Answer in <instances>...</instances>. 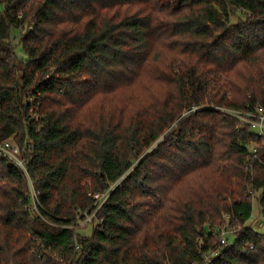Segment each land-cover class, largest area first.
Returning a JSON list of instances; mask_svg holds the SVG:
<instances>
[{"label":"trees","instance_id":"16d2710c","mask_svg":"<svg viewBox=\"0 0 264 264\" xmlns=\"http://www.w3.org/2000/svg\"><path fill=\"white\" fill-rule=\"evenodd\" d=\"M255 107L264 0H0V140L29 143L43 209L0 159V264H264L246 226L264 140L215 110ZM110 187L101 227L75 237Z\"/></svg>","mask_w":264,"mask_h":264},{"label":"built area","instance_id":"2783aa9c","mask_svg":"<svg viewBox=\"0 0 264 264\" xmlns=\"http://www.w3.org/2000/svg\"><path fill=\"white\" fill-rule=\"evenodd\" d=\"M215 110L225 116L233 118L235 121H238V124L236 125L238 130L245 127L251 131L253 136L262 141L264 140V110L261 108H248L245 111L221 108H215ZM196 111L197 109L193 108L190 113ZM28 145L29 143L24 142L23 146H20L18 143H15L13 139L0 140V159L4 160L7 165L12 166L15 170H18L21 176L24 177L28 193V212L31 216L42 219L43 209L39 201V195L35 189L34 182L31 180L30 176H28L26 168L27 161L24 155L27 152ZM248 150L253 159H256V147L251 145ZM112 189L113 187H110L100 193H89L88 196L92 201L91 209L89 211H84V213L78 212L75 216V220H77L76 225L83 228L101 227L102 220L97 219V214L108 200L110 193L113 191ZM46 223L50 226L53 225L52 222L49 223L46 221ZM262 225L263 224H260L259 226L261 227ZM234 232L235 230L230 231L225 227L218 229V236L216 238L220 246L228 247L230 245L228 236L234 235ZM75 250L78 251V246L75 247Z\"/></svg>","mask_w":264,"mask_h":264},{"label":"rangeland","instance_id":"374dc122","mask_svg":"<svg viewBox=\"0 0 264 264\" xmlns=\"http://www.w3.org/2000/svg\"><path fill=\"white\" fill-rule=\"evenodd\" d=\"M15 53H16V56L19 57L20 59L22 60L25 59L24 53L20 46H18L15 49ZM28 101L31 102V100H28ZM258 196H259V193H254L252 195V198L255 199ZM251 203L253 205V210H252L250 221L246 224V226H249L250 228H252V230L255 233L264 236V214H262V210L260 209V206L256 200H252ZM260 224H263V225L260 227L259 226ZM72 229L74 233L76 234L75 237L77 236V234H79L82 238L89 237L92 231L94 230V228L93 229L89 227L83 228L79 225L73 226ZM229 230H234V229H229ZM230 244H233V239H230Z\"/></svg>","mask_w":264,"mask_h":264},{"label":"water","instance_id":"95a60500","mask_svg":"<svg viewBox=\"0 0 264 264\" xmlns=\"http://www.w3.org/2000/svg\"><path fill=\"white\" fill-rule=\"evenodd\" d=\"M262 214H264V211H262Z\"/></svg>","mask_w":264,"mask_h":264}]
</instances>
